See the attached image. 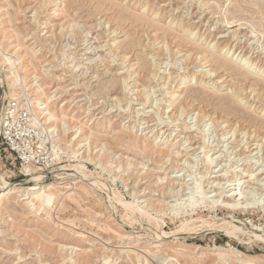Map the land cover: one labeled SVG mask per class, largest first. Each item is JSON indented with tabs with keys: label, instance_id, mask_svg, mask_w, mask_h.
Masks as SVG:
<instances>
[{
	"label": "rangeland",
	"instance_id": "1",
	"mask_svg": "<svg viewBox=\"0 0 264 264\" xmlns=\"http://www.w3.org/2000/svg\"><path fill=\"white\" fill-rule=\"evenodd\" d=\"M255 2L0 0L4 48L16 44L29 74L57 90L53 107L64 104L67 145L53 137L51 172L76 160L88 172L46 174L58 195L36 212L14 190L35 181L0 133V187L13 185L0 199V264H264V1ZM0 86L1 117L4 77ZM99 177L122 201L89 180Z\"/></svg>",
	"mask_w": 264,
	"mask_h": 264
},
{
	"label": "bare ground",
	"instance_id": "2",
	"mask_svg": "<svg viewBox=\"0 0 264 264\" xmlns=\"http://www.w3.org/2000/svg\"><path fill=\"white\" fill-rule=\"evenodd\" d=\"M105 0H98V5H101L104 3ZM259 1H264V0H256V4ZM95 4V3H94ZM214 13V12H213ZM118 19H124L125 15L123 12H120L117 15ZM144 18V17H143ZM142 18V19H143ZM225 24L224 26H227V22H229L227 19H224ZM223 22V23H224ZM141 23V22H140ZM47 24V22L45 23ZM48 26L45 25L43 28H47ZM163 29V28H162ZM169 30V29H168ZM176 35V34H175ZM171 36V35H170ZM175 37V36H174ZM180 37V36H179ZM4 42L3 40L0 39V81L3 82V77L7 80L8 83V97H9V102L8 104L5 106L4 108V112L1 115V120H3L4 116H5V111L6 109H9V104L12 103V101H17L19 103H22L25 99L29 100L30 97V104L32 105V114L34 115L35 119L40 123L44 124V126L48 129L51 130L52 132H56V135H54L53 137H55V141L57 143H62L67 145V142L64 141L63 139V134H66L67 129L66 127L69 128L66 120H61V118L59 117V115H64L63 112V107L64 104L61 105V108H57V107H53L56 106L57 104L55 103L56 101V96L58 95V93L56 92L57 90L55 89V91L50 92L49 94H47L43 84L41 83L42 77L40 75H38L37 73H33V75L29 74L28 72V66L26 65V54H23L19 47L14 44L13 42H9L8 46L13 47L12 50H7L4 48ZM12 45V46H11ZM98 47V46H97ZM191 48V47H190ZM195 48V47H192ZM197 49V48H196ZM30 51V49L27 50V53ZM31 52H33V54H36L37 51L36 50H32ZM201 52V49H200ZM203 52V51H202ZM201 52V53H202ZM206 51H204L205 53ZM191 54V53H190ZM189 54V56H190ZM207 54V52H206ZM206 54H204L206 56ZM209 54V53H208ZM207 54V55H208ZM211 57V56H210ZM207 62H213L214 59L210 58L208 56H206ZM220 59V58H219ZM219 59L215 60L216 62V67L217 69L219 68H225L226 64L225 62L220 61ZM248 60V59H247ZM246 60V64H249V61L251 60ZM226 61V60H225ZM212 64V63H211ZM252 64V63H251ZM153 65V63H152ZM215 65V64H213ZM152 67V66H151ZM248 68V67H247ZM229 70V69H228ZM48 70L44 69L43 73L44 74H48L47 73ZM155 73V72H153ZM28 75H31L30 80H28ZM208 78L211 79V76H206L205 78L201 77V83L203 84H208L209 80ZM117 77H113L112 81L115 83L117 82ZM199 82V81H198ZM240 82V81H239ZM112 83V84H114ZM200 83V82H199ZM241 83V82H240ZM262 88V87H261ZM203 89V88H202ZM52 90V89H51ZM203 91V90H202ZM148 92V91H147ZM204 92V91H203ZM206 92V91H205ZM55 93V94H54ZM175 93V92H174ZM177 93V92H176ZM190 93V92H189ZM53 94V95H52ZM201 94V93H200ZM192 95V94H191ZM178 96V95H176ZM180 96V95H179ZM196 96V95H195ZM190 97V96H189ZM194 97V96H193ZM191 97V98H193ZM205 97V96H204ZM208 98V97H207ZM222 98V97H221ZM185 99V98H184ZM200 99V98H199ZM206 100V99H204ZM93 106V105H92ZM190 106V105H189ZM61 111V112H60ZM60 112V113H59ZM68 115V114H67ZM75 115V114H74ZM199 129V128H198ZM0 133H1V129H0ZM65 137V136H64ZM204 137V136H203ZM78 138V137H76ZM66 139V138H65ZM86 142L83 144V147H86L87 149H92L91 147V140L90 138H88V136L86 137ZM184 144V143H183ZM205 145V143H204ZM134 146V145H133ZM184 146V145H183ZM186 146V145H185ZM187 148V147H186ZM208 148V147H207ZM187 150V149H186ZM102 153L104 152V148H101ZM171 152V151H170ZM101 153V154H102ZM154 153V152H153ZM174 154L180 155L182 152L177 151V152H173ZM83 154V153H82ZM79 155V154H78ZM170 155V154H169ZM169 157V156H167ZM186 157V156H185ZM170 158V157H169ZM170 160V159H169ZM73 161H70L69 164L64 165L63 167L59 168L58 170L54 171L52 170V172L50 174H55L58 177H60L62 180L67 179L66 175H76L79 174V178H86L87 173L85 172V165L80 163L81 160H76V162L73 164ZM207 164V163H206ZM100 165V164H99ZM121 166V165H120ZM122 169V168H121ZM125 170V169H124ZM123 171V170H122ZM121 171V172H122ZM23 172L26 176H28V181L33 180L35 181V183L33 185H30L28 187H17L16 189L14 188L15 192L17 194H19L18 196L23 197V196H28V198H31V200L28 203V206L31 207L32 209H34L36 212L38 211H44L47 210L48 208H52L54 201L57 197V193H56V180H53L51 182H46V178L47 175L44 174L42 171H39L35 166L33 165H26L23 168ZM253 176V174L251 173V177ZM53 177V176H52ZM91 181V183L98 185L100 188L101 186L106 187V189H109V193L110 195L115 198V200H120L122 201V196L121 193L119 191H117L114 188H110L109 185H107L106 183H104L102 181V179L99 178H90L89 179ZM104 180V179H103ZM163 180V178H162ZM240 178H237L234 180L235 185H238ZM105 181V180H104ZM58 183V182H57ZM90 183V184H91ZM108 183V182H107ZM184 184V183H183ZM187 184V183H186ZM173 186V185H172ZM13 187L12 184H10L9 182H4L2 184V186L0 187V199L2 198L3 195H5V191L7 189H11ZM103 189V188H101ZM169 189V188H168ZM60 190V189H58ZM64 194V193H63ZM62 194V195H63ZM61 195V196H62ZM205 197V196H204ZM113 199V198H112ZM240 200V199H239ZM125 201V200H124ZM126 204V210L127 211H131L132 215L135 212V209H138V212H141L142 215H146L149 216L148 212L145 210H141L139 207H141L139 205V207H137V205H134L132 203H125ZM238 202L233 204L232 206L235 208L237 206ZM190 206L193 208L196 205L194 203H191ZM231 206V207H232ZM124 207V205H123ZM142 208V207H141ZM194 209V208H193ZM140 210V211H139ZM1 212V210H0ZM128 214V213H127ZM131 214V213H130ZM137 216V215H136ZM156 217V216H155ZM136 218V217H135ZM157 219V218H156ZM152 221V220H150ZM156 221V220H155ZM157 223V222H156ZM159 224V223H158ZM160 226V225H159ZM158 226V227H159ZM224 226H228L226 227V232L232 234L233 233V229L235 227V225H233L231 222L228 221V223H225L222 225ZM161 227V226H160ZM182 229L184 230H195V225L191 224L189 226V228H185L182 227ZM225 229V228H224ZM158 230V229H157ZM161 230V229H160ZM158 232V231H157ZM159 234V233H158ZM240 238V237H239ZM241 239V238H240ZM17 255H18V249H16ZM74 262V261H73ZM248 262H245L243 264H247ZM141 264V263H140Z\"/></svg>",
	"mask_w": 264,
	"mask_h": 264
},
{
	"label": "built area",
	"instance_id": "3",
	"mask_svg": "<svg viewBox=\"0 0 264 264\" xmlns=\"http://www.w3.org/2000/svg\"><path fill=\"white\" fill-rule=\"evenodd\" d=\"M8 107L3 120L0 119L2 144L19 161L22 169L26 165H33L44 174H50L57 159L53 149L56 145L54 133L45 131L35 119L32 105L27 99L22 103L12 101Z\"/></svg>",
	"mask_w": 264,
	"mask_h": 264
}]
</instances>
